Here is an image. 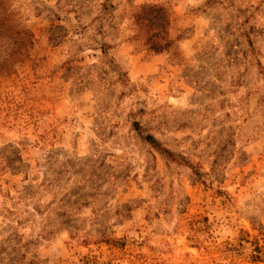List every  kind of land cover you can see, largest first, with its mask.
<instances>
[{
  "label": "rangeland",
  "instance_id": "rangeland-1",
  "mask_svg": "<svg viewBox=\"0 0 264 264\" xmlns=\"http://www.w3.org/2000/svg\"><path fill=\"white\" fill-rule=\"evenodd\" d=\"M0 15V264H264V0Z\"/></svg>",
  "mask_w": 264,
  "mask_h": 264
},
{
  "label": "trees",
  "instance_id": "trees-1",
  "mask_svg": "<svg viewBox=\"0 0 264 264\" xmlns=\"http://www.w3.org/2000/svg\"><path fill=\"white\" fill-rule=\"evenodd\" d=\"M6 17L0 15V75L7 73V68L14 65L22 51L30 43L31 34L28 31L18 29L12 24L5 22ZM4 55V56H3ZM3 56V57H2ZM135 129L139 132L137 124ZM142 139L153 148L166 153L167 150L160 148L156 140L150 135H143ZM264 263V261H262Z\"/></svg>",
  "mask_w": 264,
  "mask_h": 264
}]
</instances>
